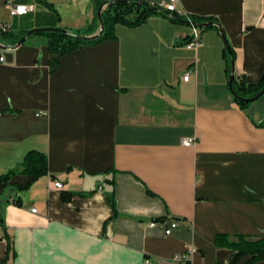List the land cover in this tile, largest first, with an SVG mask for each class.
Returning a JSON list of instances; mask_svg holds the SVG:
<instances>
[{
    "label": "crops",
    "instance_id": "crops-1",
    "mask_svg": "<svg viewBox=\"0 0 264 264\" xmlns=\"http://www.w3.org/2000/svg\"><path fill=\"white\" fill-rule=\"evenodd\" d=\"M12 1L33 7L19 14L0 0V26L16 32L100 27L96 0ZM176 6L215 17L235 50V75L261 80L264 0ZM194 26L162 13L117 23L116 39L73 50L54 70L45 35L0 47V175L32 149L49 157L48 174L12 179L32 182L3 205V264H144L188 244L198 248L193 264H264L216 242L264 236V95L241 108L218 25L199 26L191 46Z\"/></svg>",
    "mask_w": 264,
    "mask_h": 264
},
{
    "label": "trees",
    "instance_id": "trees-1",
    "mask_svg": "<svg viewBox=\"0 0 264 264\" xmlns=\"http://www.w3.org/2000/svg\"><path fill=\"white\" fill-rule=\"evenodd\" d=\"M141 1V2H139ZM98 9L102 8L101 17L104 22V30L94 39L82 38L79 35L91 34L92 29L85 28L79 32H72L65 27L59 25L47 26L51 29L42 30L30 34L27 38L41 34L48 39L49 50L57 56L51 61V70H54L59 63L60 57L76 50L80 47L89 44H96L107 39H116L115 27L117 23H124L130 26H136L152 15L157 13L170 15L174 20L190 21L193 24L210 21L214 26L218 25L221 33H225L220 27V23L215 17H201L197 15H186L178 11H171L165 6L154 4L147 0H96ZM16 32L10 27L4 29L0 26V42L7 46H15L20 38L27 32ZM225 55L228 62L229 75L232 73V59L235 58V50L230 47V50L225 49ZM230 77V76H229ZM233 87L236 91L234 94L238 105L246 109L253 101V97L259 93L264 87V75L259 82H250L244 76L237 77L234 74ZM264 125V122L260 123ZM49 173V157L48 154L40 150L32 149L26 153L23 160L7 173L0 175V182L4 184L5 190L0 196V225L4 224L2 208L3 205L9 202L12 192L24 190L28 188L32 181L41 175ZM17 174L30 175L32 181L26 184L12 182V179ZM14 202L21 203V198L13 197ZM110 203L114 210V215L117 213L114 197H109ZM218 245H227L237 250V257L243 254L252 255L249 262L264 259V236L253 237L248 235H238L236 239H229L226 234H218L216 237ZM6 258L0 261L3 264Z\"/></svg>",
    "mask_w": 264,
    "mask_h": 264
},
{
    "label": "built area",
    "instance_id": "built-area-1",
    "mask_svg": "<svg viewBox=\"0 0 264 264\" xmlns=\"http://www.w3.org/2000/svg\"><path fill=\"white\" fill-rule=\"evenodd\" d=\"M178 0H168L165 4V7L171 11H178L176 3ZM9 2L13 5L14 11L23 14L27 13L28 11L32 10L33 7L31 5L25 4V3H18L14 4L12 0H9ZM23 9V10H22ZM179 12V11H178ZM4 29L8 28L7 24L1 25ZM201 42V29L197 26H194V31L192 33V37L188 41V44L191 46H197ZM0 60H4V56L0 53ZM190 75V72H187L184 74V79H188ZM192 138H187L184 140V143L187 145H190L192 143ZM53 184L56 188L62 189L64 184L60 180H54ZM33 211H36V208L32 209ZM179 221L173 220L171 227H167L166 233H171L172 227L178 226ZM198 251V248L194 244H188L185 249L176 255H174L171 258H162V257H152L148 256L144 260V264H193V256Z\"/></svg>",
    "mask_w": 264,
    "mask_h": 264
},
{
    "label": "water",
    "instance_id": "water-1",
    "mask_svg": "<svg viewBox=\"0 0 264 264\" xmlns=\"http://www.w3.org/2000/svg\"><path fill=\"white\" fill-rule=\"evenodd\" d=\"M141 2V1H139ZM102 8L103 7H100L99 11H98V17H99V21H100V27L99 29H97L94 33H91V34H87V35H79L80 37L82 38H86V39H94L96 38L98 35H100L103 30H104V22H103V19L101 17V13H102ZM185 22H190V21H187L185 20ZM213 24L212 22L210 21H206V22H201V23H197V24H194L196 26H209ZM220 27H222L221 25H219ZM46 29H51V27H38V28H33V29H29L21 38L20 40L15 44V46H19L20 44H22L23 42H25V40L27 39V37L34 33V32H39V31H42V30H46ZM222 36L224 38V41H225V44H226V47L228 50H230V42H229V39L228 37L226 36L225 33H222ZM7 45L3 44L0 42V47H6ZM234 74H235V59H232V73L229 77V85H230V89L232 91L233 94L236 93L234 87H233V78H234ZM262 95H264V87L263 89L257 93L253 99L256 100L258 98H260Z\"/></svg>",
    "mask_w": 264,
    "mask_h": 264
},
{
    "label": "rangeland",
    "instance_id": "rangeland-1",
    "mask_svg": "<svg viewBox=\"0 0 264 264\" xmlns=\"http://www.w3.org/2000/svg\"><path fill=\"white\" fill-rule=\"evenodd\" d=\"M197 27H199V26H197ZM200 28V27H199Z\"/></svg>",
    "mask_w": 264,
    "mask_h": 264
},
{
    "label": "snow or ice",
    "instance_id": "snow-or-ice-1",
    "mask_svg": "<svg viewBox=\"0 0 264 264\" xmlns=\"http://www.w3.org/2000/svg\"><path fill=\"white\" fill-rule=\"evenodd\" d=\"M23 10V9H22Z\"/></svg>",
    "mask_w": 264,
    "mask_h": 264
}]
</instances>
